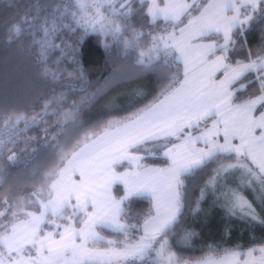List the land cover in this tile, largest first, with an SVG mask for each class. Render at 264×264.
<instances>
[{"label":"snow or ice","instance_id":"6c2138e0","mask_svg":"<svg viewBox=\"0 0 264 264\" xmlns=\"http://www.w3.org/2000/svg\"><path fill=\"white\" fill-rule=\"evenodd\" d=\"M54 12L58 15L44 17L41 25L42 57L49 50L46 38L55 31V21L70 15L72 23L85 32L121 43L126 56L129 50L136 52L133 69L152 71L163 66L167 71L161 74L160 91L144 107L77 135L71 150L62 149L43 173L38 187L27 191V182L35 180L38 171L23 177L27 194L12 202L5 199L0 210V264H264V244L247 251L228 249L218 258L196 261L169 250V237L175 234L188 200L182 177L194 175L210 162H219L220 167L213 170L208 183H214L221 172L238 170L247 177L246 184H259L264 201V46L249 52L246 60H232L228 55L246 26L257 19L264 23V0H203L199 5L195 0L192 4L186 0H75L71 6L64 5L63 12L59 5ZM30 14L31 10L23 12L21 24L12 25L13 38L22 33L21 25L33 22ZM136 16L147 20V27L157 22L165 27L158 34L145 33L144 25L137 30L130 22ZM212 36L210 43L197 42ZM141 40L150 43L141 48ZM173 62L177 68L169 75ZM78 72L83 78V71ZM125 74L115 69L102 88L73 100L66 109V97L54 98L62 127L76 125L81 108ZM249 74H255L258 94L240 100L236 94L246 88L240 81ZM49 106L45 104L43 115H49ZM21 121H27L22 113L15 118L16 124ZM194 131L198 134L193 135ZM201 142L204 146L197 147ZM147 144L154 148L148 155L162 159L166 166L141 163L144 157L135 153ZM6 147H0V159L15 164V152L3 156ZM233 157L234 163L222 162ZM125 162L136 171L118 170ZM10 174L0 163V184ZM117 185L123 186L122 195L119 187L113 194ZM141 196L150 197L152 206L143 217L135 218L137 223H130L134 218L125 202ZM203 196L201 189L194 212ZM231 197L228 211L232 215L239 212L250 222L264 224L243 195L233 191ZM105 230L114 238L103 235ZM194 235L185 229L180 240L187 243Z\"/></svg>","mask_w":264,"mask_h":264},{"label":"trees","instance_id":"16d2710c","mask_svg":"<svg viewBox=\"0 0 264 264\" xmlns=\"http://www.w3.org/2000/svg\"><path fill=\"white\" fill-rule=\"evenodd\" d=\"M202 2L195 1L197 5ZM74 3L75 0H0V127L16 125L18 129L3 144L7 146L3 156L15 152L18 159L15 164L0 159V163L11 173L0 184V210L4 208L5 199L12 202L18 196L27 194L23 179L25 175L38 171L36 179L27 182V191L30 192L33 186L38 187L43 173L58 160L62 149L71 150L77 135L83 136L85 131L92 130L93 125H102L108 119L120 118L144 107L162 86L161 74L167 71L163 66L152 71L133 69L131 65L136 59V52L129 50L130 55L126 56L121 43L91 30L85 32L83 27L72 23L70 15L55 21V31H51L46 38L49 50L46 57H42L41 42L45 37L41 25L44 17L51 19L53 15H58L54 12L58 5L60 12H63L64 5L71 6ZM28 10H31L29 19L33 22L21 25L22 33L13 38L12 25L21 24V14ZM70 11H75V8L70 7ZM130 22L137 30L144 25L145 33L158 34L160 28L165 27L162 22L147 27L148 21L139 16ZM210 39L215 37L204 38ZM236 39L234 50L228 55L232 60H246L249 52L256 53L264 46V23L258 19L252 21L246 26L244 35ZM149 43L141 40L140 47H147ZM53 44L57 47H51ZM179 67L182 73V63ZM176 68L173 62L169 75ZM78 69L83 71V78ZM115 69H123L126 74L116 77L111 86L104 88L101 96L83 106L78 123L68 124L65 130L62 127L63 120L58 115L60 106L54 98L66 97L67 104L63 105L66 109L73 100L79 101L81 97L91 96L97 88H102L105 79L112 78ZM254 76L249 74L240 81L246 85L244 90L236 94L240 100L250 94H258V82ZM248 80H253V83H248ZM45 104H50L47 109L49 115H43ZM21 113L27 117V121L16 124V115ZM34 114L35 122L32 120ZM10 117L11 122H8ZM152 150L153 145L147 144L137 152L144 157L142 164L166 166L162 159L148 155V151ZM222 162L234 163L235 158L224 159ZM219 167V162H210L194 175L182 177L188 200L179 224L175 227V234L169 237V250L182 259H199L211 252L221 253L228 249H246L264 244V224L250 222L242 218L239 212L232 215L228 211L231 193L236 191L251 202L257 214L264 218V201L261 199L259 184L249 186L245 183L247 177L238 170L221 172L214 183H208L214 175L213 170ZM117 187L122 195V185L114 186L115 195ZM201 189H204V196L200 199L198 210L194 212ZM151 206L152 201L148 196L133 197L126 201L128 214L134 218L129 222L137 223L135 218L143 217ZM139 222L142 223V219ZM185 229L195 233L187 243L180 240ZM107 234L114 238V234L108 231ZM140 234L137 233V236Z\"/></svg>","mask_w":264,"mask_h":264},{"label":"rangeland","instance_id":"374dc122","mask_svg":"<svg viewBox=\"0 0 264 264\" xmlns=\"http://www.w3.org/2000/svg\"><path fill=\"white\" fill-rule=\"evenodd\" d=\"M17 126L16 125H6L4 127H0V147L3 146L4 142L8 139H10L15 133L18 132V129L16 128ZM232 170H229L228 172H231ZM103 235H105L108 239H112L113 237H111L109 234H107V230H105L103 232ZM234 250H237V251H244L240 248L238 249H234ZM224 252H221V253H214V252H211V253H208L206 256L204 257H216L218 258L220 255H223ZM204 257H201L199 259H193V260H189V259H184V260H189V261H196V260H200Z\"/></svg>","mask_w":264,"mask_h":264},{"label":"crops","instance_id":"0c3cea01","mask_svg":"<svg viewBox=\"0 0 264 264\" xmlns=\"http://www.w3.org/2000/svg\"><path fill=\"white\" fill-rule=\"evenodd\" d=\"M196 1V0H195ZM186 2L187 3H189V4H192L193 3V0H186ZM211 40L212 39H210V40H204V39H202V40H198L197 42L198 43H210L211 42ZM219 43H223V41H218ZM217 54H219V53H217ZM218 76L220 75L219 73L217 74ZM209 127H211V124L209 123ZM198 133L197 132H193V135H197ZM221 142H222V140H221ZM176 143H180V141H176ZM234 143H238V141H234ZM204 145H203V143L201 142V143H198L197 144V147H203ZM136 155H140L139 153H135ZM141 156V155H140ZM141 163H142V161H141ZM150 166H152V165H150ZM155 167V166H154ZM118 170H120V171H124V170H131V171H136V169H135V166H133L131 169H128V167H127V163L125 162V164L122 166V167H120ZM112 191H113V194L115 195V193H114V187H113V189H112ZM261 244H258V245H253V246H255V247H259ZM253 246H251V247H253ZM250 248V247H249ZM234 249H238V248H234ZM247 249L248 248H246V249H242V250H244V251H247Z\"/></svg>","mask_w":264,"mask_h":264}]
</instances>
